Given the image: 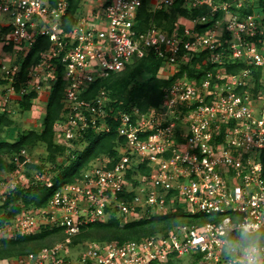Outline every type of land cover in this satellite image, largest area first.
<instances>
[{
	"label": "built area",
	"instance_id": "2783aa9c",
	"mask_svg": "<svg viewBox=\"0 0 264 264\" xmlns=\"http://www.w3.org/2000/svg\"><path fill=\"white\" fill-rule=\"evenodd\" d=\"M84 1L65 31L68 0H0V42L11 47L0 51V112L11 113L12 104L32 90L45 92L44 82L50 92L57 59L66 85L55 141L69 154L88 131L108 133L115 126L118 136L116 158L97 157L72 182L59 186L47 205L30 206L0 225V240L46 227L58 229L61 238L37 251L0 258V264H241V255L223 250L228 229L243 220L264 231V88L252 94L250 69L208 72L200 82L178 77L164 88L160 107L147 110L117 109L104 89L92 99L82 94L96 80L149 54L162 62L160 79L172 77L198 52H210L204 62H222L217 48L226 32L228 58L264 73V39L257 38L264 35V12L256 9L257 0H183L190 11H207L191 17L178 13L170 29L166 19L159 25L154 16L178 0H95L92 7ZM145 11L150 20L141 25ZM203 24L210 25L200 31ZM38 36L47 37L50 46L16 88ZM13 160V173L32 162L25 148ZM144 166L147 173L141 171ZM31 184L52 187V173L34 171L24 180H11L1 199L18 185ZM177 209L202 215L198 222L203 216L207 220L139 240L75 241L90 223L105 222L111 214L123 227Z\"/></svg>",
	"mask_w": 264,
	"mask_h": 264
},
{
	"label": "trees",
	"instance_id": "16d2710c",
	"mask_svg": "<svg viewBox=\"0 0 264 264\" xmlns=\"http://www.w3.org/2000/svg\"><path fill=\"white\" fill-rule=\"evenodd\" d=\"M54 3V0H50ZM222 0H214L216 4ZM256 3L264 12V0H257ZM67 14L63 19V29L70 30L78 15V9L82 6V0H68ZM183 0H178L173 8L168 10L161 9L154 16L155 22L163 25V19L167 20V29H170L171 23L176 14L182 13L186 16L205 13L206 7L194 9L192 11L182 7ZM249 11V9H248ZM247 12V11H245ZM150 13L143 12L141 25H147L150 20ZM210 24H203L198 27L200 31L205 30ZM5 30V29H3ZM257 38L264 39V35ZM230 36L228 32L224 34L221 43L217 48L223 54L222 62L205 61L210 55L209 51L198 52L193 55L190 62L180 65L178 71L168 79L156 77L161 60L154 54L132 62L118 73L110 74L108 77L98 79L92 83L87 92L82 94L83 98L92 99L96 94L104 89L110 100V104L117 109L126 110L132 106H137L143 110L150 107H160L164 88L170 86L175 79L183 77L195 79L200 82L206 77L208 72H226L235 74L245 69H250V87L252 94H256L264 88V73L261 67L252 63H246L243 60L228 58V45ZM50 46V41L45 36H38L31 46L29 53L22 62L19 82L16 88H19L20 82L26 81V76L30 66L39 61L41 54ZM8 47L6 50H10ZM264 49V46H263ZM58 63L55 70L56 80L52 84L51 91L48 94L45 111L43 114L42 128L22 130L17 138L6 140L0 135V171L13 173L17 165L13 160V154L18 153L21 149H33L35 146L42 145L45 147V156L40 157L38 162L26 163L27 174L30 176L32 171H49L52 173V187H46L40 184H31L28 187L18 185L5 194V198L0 201V225L11 221L14 216L27 209L30 206H45L51 198L54 191L63 183L72 182L78 177L82 170L89 163L101 155H110L114 158L118 156V136L115 130L108 133L96 134L88 131L85 134V142L77 149L72 150L69 154L63 145L58 144L54 138L55 121L62 116L63 104L62 96L66 79L63 75V66L57 59ZM139 76V79L137 78ZM143 76V80H142ZM125 79V81H124ZM124 82H121V81ZM129 82L134 86L129 87ZM37 97V92L32 90L23 95L18 102L19 106L28 107L32 99ZM27 109V108H26ZM13 124V118L10 112H0V132L5 126ZM61 158L62 160H60ZM142 173H147L149 167L141 168ZM134 171H131L133 173ZM128 174V176L131 175ZM197 217L202 215L187 216L181 209L164 215H152L149 218L134 220L126 223L123 227L119 226V220L115 214L105 222L90 223L81 234L76 237V242L85 243L88 240L110 241L118 240L119 242L127 240H139L143 237L156 233H167L177 224L198 222ZM207 217L203 216L198 223L204 222ZM58 235V236H57ZM55 237V238H53ZM48 238L52 240L47 241ZM58 229L43 228L40 232L32 235L17 234L13 238H2L0 240V258L14 257L30 251H37L45 245H51L57 239H60Z\"/></svg>",
	"mask_w": 264,
	"mask_h": 264
},
{
	"label": "rangeland",
	"instance_id": "374dc122",
	"mask_svg": "<svg viewBox=\"0 0 264 264\" xmlns=\"http://www.w3.org/2000/svg\"><path fill=\"white\" fill-rule=\"evenodd\" d=\"M94 1L95 0H85V4L88 7L94 6ZM257 4V3H256ZM256 9L261 10V8L258 6ZM3 42H0V51L6 50L9 45H4L2 46ZM229 56V55H228ZM249 64V63H248ZM156 77H158V73L156 74ZM139 79V76L137 77ZM159 78V77H158ZM143 80V76H142ZM125 81V79H124ZM123 80L121 82H124ZM129 87L134 86L133 82H129ZM45 85V92L37 93V97L32 99V102L30 105L26 108L23 106H19L18 103L12 104V112L11 116L13 118V124L9 126H5L1 132L0 135L2 138L6 140H13L17 138L18 134L22 130H27V129H36L38 131L41 130L42 128V120H43V114L45 111V106L47 102V97H48V89L46 82H44ZM20 101V100H19ZM18 101V102H19ZM261 104H263V101H260ZM28 154L30 155V158L32 162H38L40 157L45 156V147L42 145L35 146L33 149L30 151L27 150ZM62 160L61 158H59ZM36 171V170H35ZM34 171L30 172V176ZM5 176V177H3ZM27 174V169L26 165H24L21 170L19 169L18 173H8V172H1L0 171V201L2 200V195L4 192L7 190V183L10 182L13 179H18V180H24L27 177H30ZM58 236V235H57ZM55 238V237H53ZM52 240L51 238H48L47 241Z\"/></svg>",
	"mask_w": 264,
	"mask_h": 264
},
{
	"label": "clouds",
	"instance_id": "9594fccd",
	"mask_svg": "<svg viewBox=\"0 0 264 264\" xmlns=\"http://www.w3.org/2000/svg\"><path fill=\"white\" fill-rule=\"evenodd\" d=\"M222 246L228 255H241V264H264V231L247 221L233 224L223 238Z\"/></svg>",
	"mask_w": 264,
	"mask_h": 264
},
{
	"label": "crops",
	"instance_id": "0c3cea01",
	"mask_svg": "<svg viewBox=\"0 0 264 264\" xmlns=\"http://www.w3.org/2000/svg\"><path fill=\"white\" fill-rule=\"evenodd\" d=\"M3 177H5V176H3Z\"/></svg>",
	"mask_w": 264,
	"mask_h": 264
}]
</instances>
